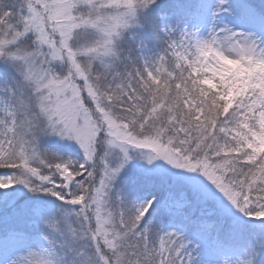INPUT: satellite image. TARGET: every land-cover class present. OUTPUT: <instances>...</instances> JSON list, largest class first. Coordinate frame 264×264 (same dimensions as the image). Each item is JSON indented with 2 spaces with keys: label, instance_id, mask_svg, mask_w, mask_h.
I'll list each match as a JSON object with an SVG mask.
<instances>
[{
  "label": "snow or ice",
  "instance_id": "obj_1",
  "mask_svg": "<svg viewBox=\"0 0 264 264\" xmlns=\"http://www.w3.org/2000/svg\"><path fill=\"white\" fill-rule=\"evenodd\" d=\"M0 264H264V0H0Z\"/></svg>",
  "mask_w": 264,
  "mask_h": 264
}]
</instances>
